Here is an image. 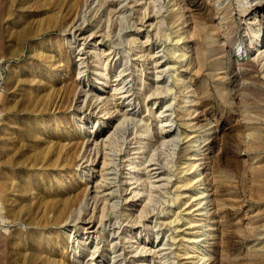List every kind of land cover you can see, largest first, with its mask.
<instances>
[{"label": "rangeland", "instance_id": "rangeland-1", "mask_svg": "<svg viewBox=\"0 0 264 264\" xmlns=\"http://www.w3.org/2000/svg\"><path fill=\"white\" fill-rule=\"evenodd\" d=\"M0 264H264V0H0Z\"/></svg>", "mask_w": 264, "mask_h": 264}, {"label": "bare ground", "instance_id": "bare-ground-1", "mask_svg": "<svg viewBox=\"0 0 264 264\" xmlns=\"http://www.w3.org/2000/svg\"><path fill=\"white\" fill-rule=\"evenodd\" d=\"M245 3V2H244ZM249 6V5H248ZM253 10V9H252ZM244 50V49H243ZM252 50V49H251ZM74 83L76 84V78L73 79ZM72 81V82H73ZM77 85V84H76ZM75 87V86H74ZM168 130V129H167Z\"/></svg>", "mask_w": 264, "mask_h": 264}]
</instances>
